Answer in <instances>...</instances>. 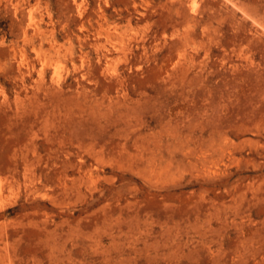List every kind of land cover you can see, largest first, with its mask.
<instances>
[{"label":"rangeland","instance_id":"374dc122","mask_svg":"<svg viewBox=\"0 0 264 264\" xmlns=\"http://www.w3.org/2000/svg\"><path fill=\"white\" fill-rule=\"evenodd\" d=\"M0 264H264V0H0Z\"/></svg>","mask_w":264,"mask_h":264}]
</instances>
